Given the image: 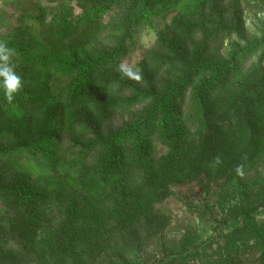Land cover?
<instances>
[{
    "label": "trees",
    "instance_id": "16d2710c",
    "mask_svg": "<svg viewBox=\"0 0 264 264\" xmlns=\"http://www.w3.org/2000/svg\"><path fill=\"white\" fill-rule=\"evenodd\" d=\"M56 1L55 16L37 24L41 30L26 25L15 36L19 42L5 40L13 63L24 69V85L41 87L21 92L12 103L0 92V114L42 120L53 105L61 109V118L44 120L20 139L0 132V160L16 166L43 155L69 189L50 192L11 184L0 172V203L34 209L53 202L63 223L93 221L95 229L77 235L64 228L43 231L29 246L45 264H81L94 255L90 247L100 246L103 232L132 233L178 185L207 181L222 186L264 157V41L220 62L195 63L185 43L199 37L218 42L232 33L231 25L220 20L185 21L180 12L201 0ZM160 16L172 20L158 48L140 61L139 82L148 89L137 88L126 97L131 85L120 76L123 58L134 48L139 30ZM109 32L116 37L114 48L99 50ZM40 36L43 43L37 42ZM163 73L171 83L160 91L155 82ZM144 104L148 109L133 126L108 136L102 132L104 123ZM193 129L196 143L188 150ZM155 140L168 149L161 160L154 158ZM139 167L146 170V181L131 190L130 172ZM6 237L0 228V264H15L5 257ZM128 245L120 256L132 253ZM149 264H264V202L235 211L207 238Z\"/></svg>",
    "mask_w": 264,
    "mask_h": 264
},
{
    "label": "rangeland",
    "instance_id": "374dc122",
    "mask_svg": "<svg viewBox=\"0 0 264 264\" xmlns=\"http://www.w3.org/2000/svg\"><path fill=\"white\" fill-rule=\"evenodd\" d=\"M201 2V5L193 3L180 12L184 15L185 21L192 24H209L220 20V22L231 25L232 33L218 42L203 41L204 39L199 37L185 43L187 53L192 56L195 63L220 62L237 50L246 48L249 44L264 41V0H201ZM58 4L56 0H0V43H5V40L10 38H14L16 43L19 42L20 39H16L15 36L26 25L30 28L35 27L36 31L41 30L42 26L37 24H40V20L44 23L50 21L55 16L54 8H57ZM45 9H47L46 12ZM171 20V16L169 18L155 17L136 35L134 48L123 58L121 69L123 73H120V76L131 85L127 88L126 97L135 93L137 88L148 89L147 84L139 82L140 61L143 57H150L158 48L159 37ZM115 39L116 37L111 32L105 34L99 50L113 49L116 44ZM41 40H43L42 36L37 38V42H42ZM259 57L260 55H257L253 58L249 67L254 66ZM15 67L21 76L24 69L19 66ZM170 83L168 75L163 73L156 80L155 85L158 90L162 91ZM38 87L41 85L27 84L21 92L28 93ZM188 106L189 101L187 111L190 109ZM147 109L148 105L144 104L127 114L117 115L111 121L104 123L101 130L108 136L118 130L129 128ZM61 115V109L53 105L48 106L46 116L41 114L42 120L28 116L19 119L11 115L0 114V132L3 135L14 134L15 139H20L26 134L31 135L44 120L58 122ZM193 133L194 129L186 140L188 150L196 143ZM7 144L11 143L7 142ZM166 154H168L166 146L160 140H155L154 158L161 160ZM70 155L72 158L73 154ZM183 158L182 162L185 161ZM66 162L70 163L68 160ZM54 171L43 155H38L36 160L16 166L5 165L0 160L1 175L11 184L25 185L30 188H46L50 192L57 191L62 186L65 191L69 189L68 183ZM145 171L139 167L130 172L129 187L131 190L145 183L147 178ZM72 172V175L76 177L77 170ZM263 202L264 157L256 162L250 171L236 176L230 182L223 183L222 186L207 181L178 185L173 190L172 196L156 208L153 216L134 227L132 233L113 236L109 234L110 232H103V237L99 241L100 246L97 247L94 243L90 247L91 254L94 253V255L89 262L91 264H149L165 252L176 250L177 247H188L207 238L214 227H217L223 219L235 211L248 206L260 205ZM89 222L63 223L59 210L53 202L34 209L6 208L0 203V228L6 231L7 236L4 253H6L7 260L14 263L17 260L15 264H45L29 250V246L34 245L35 237L43 231L48 233L64 228L68 229V233L77 235L86 233L89 227L96 228L93 221ZM33 225L37 227H31ZM37 228L38 233H34ZM29 229L33 234H28ZM126 243L129 244L128 247L131 248L132 253L126 257L120 256L119 252ZM89 262H81V264H90Z\"/></svg>",
    "mask_w": 264,
    "mask_h": 264
},
{
    "label": "clouds",
    "instance_id": "9594fccd",
    "mask_svg": "<svg viewBox=\"0 0 264 264\" xmlns=\"http://www.w3.org/2000/svg\"><path fill=\"white\" fill-rule=\"evenodd\" d=\"M14 53L5 43H0V92L12 103L21 93L24 83L12 61Z\"/></svg>",
    "mask_w": 264,
    "mask_h": 264
}]
</instances>
